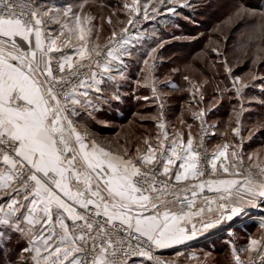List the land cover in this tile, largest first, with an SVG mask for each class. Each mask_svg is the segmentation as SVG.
Masks as SVG:
<instances>
[{"label":"crops","instance_id":"obj_1","mask_svg":"<svg viewBox=\"0 0 264 264\" xmlns=\"http://www.w3.org/2000/svg\"><path fill=\"white\" fill-rule=\"evenodd\" d=\"M97 6L98 0H37V26L32 29L15 19L0 18V35L11 41L0 42V130L19 141L18 154L31 165L36 182L34 191L18 190L0 200V241L17 245L23 264H78L68 225L77 205L96 204L171 255L210 249L217 235L225 240L224 232L247 221L241 204L228 217L221 206L210 212L195 207L178 213L173 197L149 202L132 187L131 176L157 155L159 172L175 183L178 192L200 188L201 182L217 184L222 179L217 177L230 172L224 167V147H210L207 171L204 175L198 171L192 151L197 116L193 110L189 117L175 113L166 117L168 107L162 102L144 100L140 111L147 113L153 106L158 115L138 117L139 92L122 82L126 74L133 78L130 54L111 53L103 71L74 90L65 107L45 88L46 76L59 75L105 40L106 33L100 32L95 20ZM126 96L132 100L125 101ZM23 102L30 107L11 105ZM131 121L137 126L126 132L128 142H110L121 139L113 125L122 129ZM64 132L69 139H61ZM217 162L226 172H217ZM98 165L107 166L110 174L97 179L92 169ZM66 169L72 170V181L65 178ZM48 170L57 177L48 180ZM11 177L10 161H0V191ZM236 216L241 220L228 226ZM129 264L149 263L136 258Z\"/></svg>","mask_w":264,"mask_h":264},{"label":"rangeland","instance_id":"obj_2","mask_svg":"<svg viewBox=\"0 0 264 264\" xmlns=\"http://www.w3.org/2000/svg\"><path fill=\"white\" fill-rule=\"evenodd\" d=\"M96 9L95 20L100 32L106 33L105 40L134 20L151 16L150 23L128 35L121 50L130 54L133 78L126 74L122 82L139 92L138 117L158 115L153 106L147 113L140 111L144 100L162 102L168 107L166 117L174 113L189 117L191 110L195 116H204L210 129L208 151L224 147V167L230 172L217 177L222 178L214 192L218 206L227 217L240 204L250 207L233 188L240 183L238 151L250 167H263L240 188L254 191L264 185V0H98ZM251 88L261 92L254 94ZM152 92L156 95L150 96ZM205 97L208 99L203 101ZM129 100L126 96L125 101ZM173 105L175 112L169 108ZM211 108L223 115L207 113ZM136 126L134 121L122 129L113 125L121 139L114 137L116 141L111 138L110 142L124 145L126 132ZM192 126L196 137L197 122ZM220 166L217 162L215 168L223 174L226 170ZM245 213L250 216L249 209ZM233 228L224 232L225 240L224 235H217L213 250L163 254L174 264H256L253 258L264 264V223L247 219ZM139 260L157 264L148 256Z\"/></svg>","mask_w":264,"mask_h":264},{"label":"built area","instance_id":"obj_3","mask_svg":"<svg viewBox=\"0 0 264 264\" xmlns=\"http://www.w3.org/2000/svg\"><path fill=\"white\" fill-rule=\"evenodd\" d=\"M36 4L37 0H0V18L15 19L27 29L35 28L37 26ZM150 21L151 16L134 20L127 29L114 33L97 45L91 54L74 59L70 66L59 75L46 76L45 88L55 96L61 106L65 107L73 91L89 84L94 74L103 71L111 53L120 52L125 47L128 35L138 31ZM0 42L8 44L11 41L0 35ZM11 105L14 108L30 107V104L26 102ZM196 122L198 131L192 143V151L197 169L204 175L208 167L207 141L210 129L204 116H196ZM18 146L19 141L15 137L0 130V161L5 159L10 161L12 171L10 182L0 191V200L18 190L34 191L36 188L33 169L18 154ZM241 154L240 151L237 152V164L241 171L237 179L240 183L233 188V191L239 192L250 203V207L241 204L245 212L247 209L250 210V216L245 213V220H261L264 223V195L259 194V190L264 188V185L254 191L240 188L241 184L260 173L263 167L258 169L250 167L242 160ZM158 168L159 155L148 167L138 170L130 179L132 187L138 193L145 195L149 202L171 196L174 198L178 213H185L195 207H199L204 212H210L218 207L216 193L201 191L199 188L188 192H178L175 183L160 173ZM92 173L97 179H101L108 176L110 171L107 166L98 165L93 167ZM64 176L68 181H72V170L66 169ZM45 177L53 180L57 177V173L48 170ZM68 225L74 240L73 253L78 256V264H94L96 260H99L101 264H129L131 260L141 256H148L157 264H174L150 237L131 224L110 217L96 204L77 205ZM252 260L256 264H262L254 258Z\"/></svg>","mask_w":264,"mask_h":264},{"label":"trees","instance_id":"obj_4","mask_svg":"<svg viewBox=\"0 0 264 264\" xmlns=\"http://www.w3.org/2000/svg\"><path fill=\"white\" fill-rule=\"evenodd\" d=\"M251 90H252V93H254V94H257V93L261 92L258 89L251 88ZM207 99H208V97H205L203 99V101H205ZM175 102L179 103L178 100H176ZM169 108H170L171 111H174V112L177 110V107L174 106V105L169 107ZM207 113H210L212 115L215 114V116H222L223 115V112L218 113L214 108L209 109L207 111ZM208 141H209V138H208ZM241 218L242 217H238V216L237 217H233L232 219H230V222H229L228 226H232L234 224L233 220H236L235 221V223H236L237 221L241 220ZM245 222H247V221H245ZM216 244H217V242L213 246L210 245L211 246L210 249H212V250L215 249V246H217ZM19 254H20V251H19V248H18L17 245L16 246H11V243H5L3 241H0V264H9V263H11L13 261H16V264H23V261L18 256ZM17 261H18V263H17Z\"/></svg>","mask_w":264,"mask_h":264},{"label":"water","instance_id":"obj_5","mask_svg":"<svg viewBox=\"0 0 264 264\" xmlns=\"http://www.w3.org/2000/svg\"><path fill=\"white\" fill-rule=\"evenodd\" d=\"M69 137H70V135L68 132L67 133L66 132L61 133V139H63V140L69 139ZM57 145L60 148V150H62V142L60 141V139H58ZM217 185L218 184H213V183L212 184H206L205 182H201L199 189L201 191H207L209 193H214L218 189ZM259 194L264 195V188H261L259 190Z\"/></svg>","mask_w":264,"mask_h":264},{"label":"bare ground","instance_id":"obj_6","mask_svg":"<svg viewBox=\"0 0 264 264\" xmlns=\"http://www.w3.org/2000/svg\"><path fill=\"white\" fill-rule=\"evenodd\" d=\"M229 214H231V212H230V213H228V214L226 213V215H229Z\"/></svg>","mask_w":264,"mask_h":264}]
</instances>
